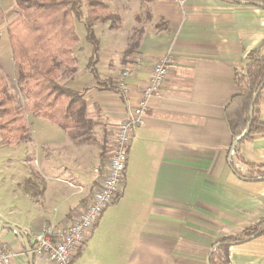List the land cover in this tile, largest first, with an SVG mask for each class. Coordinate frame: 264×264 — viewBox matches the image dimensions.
Listing matches in <instances>:
<instances>
[{
    "label": "crops",
    "instance_id": "1",
    "mask_svg": "<svg viewBox=\"0 0 264 264\" xmlns=\"http://www.w3.org/2000/svg\"><path fill=\"white\" fill-rule=\"evenodd\" d=\"M143 1L150 4L145 19L151 25L136 17L138 37L120 69L99 67L108 44L94 31L97 77L87 67L91 48L86 47L85 66L79 68L76 61L68 80L69 88L84 90L87 117L95 122L92 137L99 136L101 127L107 147L127 115L126 97L113 89L121 70L133 67L127 99L135 105L154 63L164 55L172 59L160 92L132 133L122 194L102 213L71 264H210L218 240L264 218V177L259 176L264 172V132L235 143L225 115L237 92L235 74L243 72L251 51L264 53V7L232 0ZM2 3L4 15H14L13 21L14 0ZM80 42L78 37L73 52ZM258 111L264 123V101ZM61 132L41 137L40 195L32 197L20 187L21 197L0 206V220L21 232L36 234L50 222L69 225L91 200L96 182L82 171L81 144ZM31 139H36L32 131ZM93 155L95 168L103 161L96 151ZM74 177L77 184L69 186ZM24 238L30 245L29 236L0 230V242L13 252L10 264H54L31 255ZM227 253L229 264H264V232L230 245Z\"/></svg>",
    "mask_w": 264,
    "mask_h": 264
},
{
    "label": "trees",
    "instance_id": "2",
    "mask_svg": "<svg viewBox=\"0 0 264 264\" xmlns=\"http://www.w3.org/2000/svg\"><path fill=\"white\" fill-rule=\"evenodd\" d=\"M232 1L264 7V0ZM14 2L17 17L6 26V34L11 59L16 66L17 85L25 106L20 108L16 104L0 74L1 144L18 145L30 139L24 120L26 113H32L62 130L70 131V138L75 144L89 142L93 138L95 122L87 117L84 90L75 91L64 87L60 79L62 76L71 77L76 72L77 60L73 52L78 42L76 22H83L85 41L91 45L87 67L95 76L92 66L96 62L99 39L94 33L93 25L110 22L109 27L115 29L116 22L119 21L118 14L110 11L103 0ZM3 18L0 7V21ZM247 59L243 72L234 76L237 92L225 106L232 139L241 137L238 143L250 139L256 133L264 132V123L258 119V105L264 101V53L251 51ZM99 88L105 89L103 86ZM245 130L247 132L243 135ZM249 168L254 167L250 165ZM259 176L264 177V172L260 171ZM245 178L255 180L253 177ZM22 189L30 192L32 197L40 195V191L30 180L22 185ZM263 232L264 218L235 236L218 240L215 251L210 255V264H229L227 248L230 245L244 242Z\"/></svg>",
    "mask_w": 264,
    "mask_h": 264
},
{
    "label": "rangeland",
    "instance_id": "3",
    "mask_svg": "<svg viewBox=\"0 0 264 264\" xmlns=\"http://www.w3.org/2000/svg\"><path fill=\"white\" fill-rule=\"evenodd\" d=\"M103 1L108 4L110 11H112L113 13H119V21L116 22L117 29H111L109 27L110 22H106L101 24L94 23L93 30L96 31L100 37L104 36V42L105 44H108L105 50L106 54L104 56L101 55L103 63H100L99 67H102L103 70H105V68H108L114 71L120 69V67L122 66V60L126 58V54L128 53V51L126 50L129 49V53L133 51L130 47H133L135 41L137 40L139 25L141 23L139 21L140 19L138 20L136 19V17L144 20L145 26L150 27L151 24H149L145 19V13L150 4L148 2H144L143 0ZM0 2L1 5H3L2 0H0ZM4 12L3 14H5ZM6 13H8L7 10ZM15 15H17V13ZM13 17L14 15H11L9 17V15L6 14L0 21V74L6 81L9 92L14 96L16 104L20 108H23L25 106V100L22 98L17 85L16 66L11 60V55L6 48V39L4 38V27L9 24L10 20ZM84 17H86V14H84ZM75 26L77 36L80 38L81 42L78 47L75 48L74 56L77 57V66L79 68H82L83 66H85V61L88 58V52L91 46L84 39L85 29L83 22H76ZM112 39L115 43L114 47L109 44L112 43ZM86 47H88V52L86 51L87 49L85 50ZM109 49H113L110 54L108 52ZM97 75L98 74L96 72L95 77H97ZM73 76H62V78L60 79V83L64 87H71L68 80ZM99 79V82L103 81ZM24 120L28 126L29 134L30 131L36 134L35 140L26 139L22 143L18 144V146L10 147V145L8 146L5 144H1L2 137L0 135V206H6L7 204L10 205L11 203H13L15 195L16 197L17 195L21 197L22 191H20V187H22V185H24V183L28 180H30V182H33L36 187L39 188L44 185V180L42 178L39 165V160L41 161V159H43L44 151L41 144V137L46 136V138L50 139L51 137H55L58 133H62V130L59 127L53 126L50 122L43 120V118L37 117L32 113H26L24 116ZM40 120L45 121L43 122L44 124H42ZM101 129L102 128L99 127L98 132H96L95 130L96 134H99V136L95 137L93 135V141L90 140L88 143H82L81 147H79L83 155V165L86 169V171H82L86 177H89L90 174L92 175V168L96 165H94L93 161V154L95 153V151L96 153H98L100 161H104L105 159L106 145L103 144V136L100 133ZM67 132L69 135L70 131ZM74 176L76 177V175ZM75 177L72 180L70 179L69 182L71 184L69 183V186L71 185L73 187L77 184L75 182ZM75 188H78L79 190V187ZM80 190H82L81 187ZM73 191L75 190L72 189L71 192L73 193ZM2 222L4 223V221Z\"/></svg>",
    "mask_w": 264,
    "mask_h": 264
},
{
    "label": "built area",
    "instance_id": "4",
    "mask_svg": "<svg viewBox=\"0 0 264 264\" xmlns=\"http://www.w3.org/2000/svg\"><path fill=\"white\" fill-rule=\"evenodd\" d=\"M171 63L169 55L162 56L154 63L135 105H130L127 99V79L134 76L133 67L121 70L113 86L118 93L126 97L127 115L115 128L113 138L106 147L104 161L92 169L96 184L91 200L69 225L59 226L50 222L36 234L23 230L21 234L30 237L32 255L46 258L54 264H71L102 213L120 197L125 185L132 133L143 123L144 116L150 108V101L160 92ZM12 256L13 252L9 245L0 242V264H10Z\"/></svg>",
    "mask_w": 264,
    "mask_h": 264
},
{
    "label": "water",
    "instance_id": "5",
    "mask_svg": "<svg viewBox=\"0 0 264 264\" xmlns=\"http://www.w3.org/2000/svg\"><path fill=\"white\" fill-rule=\"evenodd\" d=\"M246 132H247V130L244 131L243 135H244ZM243 135H242V136H243ZM240 138H241V137H239V138L237 139V141H238ZM237 141H235V143H236ZM6 229H7V230H15V232L18 233V234L21 233V231H20L17 227L12 226V225H9V224H6V223H3L2 221H0V230H6ZM24 241H25V243H27L29 253L32 255V253H31V248H30V245H29V241H28L26 238H24Z\"/></svg>",
    "mask_w": 264,
    "mask_h": 264
}]
</instances>
